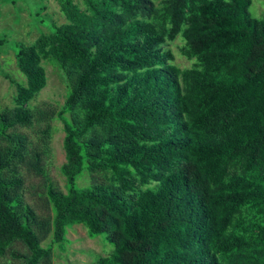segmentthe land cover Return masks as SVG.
Wrapping results in <instances>:
<instances>
[{
	"label": "trees",
	"instance_id": "trees-1",
	"mask_svg": "<svg viewBox=\"0 0 264 264\" xmlns=\"http://www.w3.org/2000/svg\"><path fill=\"white\" fill-rule=\"evenodd\" d=\"M56 1L66 21L14 45L25 83L0 67L16 89L0 108V256L20 240L22 264H51L82 224L113 247L96 264H264V14L252 0ZM43 60L65 78L60 108L30 105ZM54 117L65 191L46 170ZM35 126V140L17 130ZM84 171L103 179L77 186ZM24 173L51 214L25 201Z\"/></svg>",
	"mask_w": 264,
	"mask_h": 264
},
{
	"label": "rangeland",
	"instance_id": "rangeland-1",
	"mask_svg": "<svg viewBox=\"0 0 264 264\" xmlns=\"http://www.w3.org/2000/svg\"><path fill=\"white\" fill-rule=\"evenodd\" d=\"M154 6H158L161 0H152ZM82 5V0H76ZM45 7L42 16H34L38 9ZM255 17L264 14V0H252L249 8ZM41 20V22H39ZM52 20L58 23L65 22L63 13L60 11L56 0H17L14 3L9 0H0V67L3 72L8 73L11 78L25 83V76L19 71L15 64L14 45L16 41L31 43L39 33L46 32ZM182 37L178 35L175 40L168 43V47L174 53V62L181 68L188 67L191 61L180 54L179 47ZM46 70V85L30 101L32 107L46 108L52 105L60 108L68 91L65 78L61 70L51 61H42ZM16 89L8 78L0 74V108L14 105ZM51 138L50 153L46 161L48 177L54 185L65 191V178L60 172V165L64 162V150L62 147L63 130L62 121L54 117L50 122ZM39 127H18L17 130L27 133L32 139H36ZM92 175H94L92 177ZM90 174L84 171L76 180L77 186L89 185L93 178L101 181V173ZM23 193L25 201L31 205L38 214L49 215L50 206L45 197V182L41 176L24 173ZM65 244L52 246L51 264H96L100 256H105L112 251L104 235L90 236L82 224H74L68 227ZM47 241L44 243L48 244ZM14 253L26 254L27 248L22 241L16 240L11 248L0 256V264H22V258Z\"/></svg>",
	"mask_w": 264,
	"mask_h": 264
}]
</instances>
